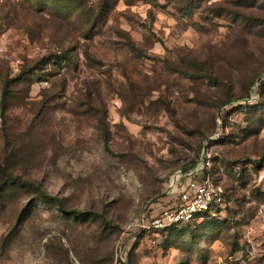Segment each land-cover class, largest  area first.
Returning a JSON list of instances; mask_svg holds the SVG:
<instances>
[{
    "label": "rangeland",
    "instance_id": "374dc122",
    "mask_svg": "<svg viewBox=\"0 0 264 264\" xmlns=\"http://www.w3.org/2000/svg\"><path fill=\"white\" fill-rule=\"evenodd\" d=\"M0 264H264V0H0Z\"/></svg>",
    "mask_w": 264,
    "mask_h": 264
},
{
    "label": "built area",
    "instance_id": "2783aa9c",
    "mask_svg": "<svg viewBox=\"0 0 264 264\" xmlns=\"http://www.w3.org/2000/svg\"><path fill=\"white\" fill-rule=\"evenodd\" d=\"M202 170L212 166L210 157L202 163ZM183 175H179L181 178ZM186 185L169 192L167 205L159 206L149 215L143 214L140 219L142 229H168L181 224L192 223L200 216L213 212L224 201V188L217 184L210 172L196 171L190 175ZM177 180V179H176Z\"/></svg>",
    "mask_w": 264,
    "mask_h": 264
},
{
    "label": "trees",
    "instance_id": "16d2710c",
    "mask_svg": "<svg viewBox=\"0 0 264 264\" xmlns=\"http://www.w3.org/2000/svg\"><path fill=\"white\" fill-rule=\"evenodd\" d=\"M205 173V172H204ZM207 173V172H206ZM208 214V213H207ZM207 214H204V215H202V216H200V218H202L203 216H205V215H207ZM187 224H191V223H187ZM184 225V224H183ZM175 227H177V226H175ZM175 227H172V228H175ZM172 228H170V229H172Z\"/></svg>",
    "mask_w": 264,
    "mask_h": 264
}]
</instances>
